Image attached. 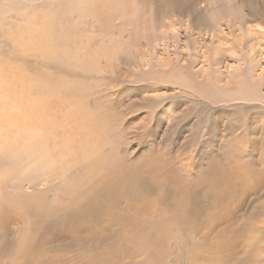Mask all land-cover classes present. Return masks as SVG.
Returning <instances> with one entry per match:
<instances>
[{"label": "rangeland", "instance_id": "obj_1", "mask_svg": "<svg viewBox=\"0 0 264 264\" xmlns=\"http://www.w3.org/2000/svg\"><path fill=\"white\" fill-rule=\"evenodd\" d=\"M250 8L261 17L248 18ZM263 12L264 0H0V111L10 124H0V199L8 194L5 206L12 214L7 224L0 225V258L22 256L19 264H48L44 261L48 258L33 261L20 250L33 241L31 236L38 240L51 235L56 236L53 248L58 261L63 259L61 264L67 258L73 263L71 258L78 253L92 255L95 264H211V259L214 264H250L258 259L254 264H263L264 246L259 240L264 245V213L247 214L264 196L253 195L257 197L247 198L248 207L244 206L248 229L257 237L262 231L252 243L248 238L255 236L249 230L244 236L246 231L239 227L238 237L244 240L239 243L237 238L236 245L250 247L249 255L239 251L248 262L227 250L228 237L219 241L209 236L207 245L200 234L208 222L184 221L171 207L179 202L180 190L165 185V191L162 182L146 189L151 205L140 214L150 217L151 211L157 212L155 217L163 226L152 227L153 232L143 230L149 229L148 221L137 233L130 232V240L123 237L122 228L110 232L106 228L112 227L107 225L114 224L101 219L103 214L96 216L97 209H87L96 206L94 201L80 202L76 208L81 211L74 209L78 217L60 223L61 211L68 209L72 199L78 200L80 186L94 175L90 167L95 161L101 167L102 157L112 151L108 137L118 140L120 135L116 153L132 162L155 157L156 174H162L159 179L171 178L175 170L179 181L210 168L225 175L234 167L243 168L238 170L242 175H264ZM18 118L30 125H15ZM235 134L250 139L249 149L256 153L251 162L249 156L237 157L238 151L248 149L242 139L232 147L223 141ZM6 140L12 146L4 151ZM229 146L233 152L237 148L235 156L226 154ZM228 160L238 164L230 161L236 165L232 166ZM99 170L100 176L109 172ZM197 188L205 191L206 184ZM198 199L210 209L211 198L199 195ZM235 202L229 207L234 208ZM222 203L211 211L219 216L222 206L228 205ZM27 205L47 219L56 212L40 233L39 221L35 224L30 215H23ZM191 225L201 230L194 231ZM103 226L110 234L103 236L105 231H99ZM74 232L89 237L92 233L106 242L110 235L113 241L100 243V252L92 251L82 241L70 239ZM65 236L66 240L59 239ZM119 238L121 245L115 243ZM38 248L44 247L39 244L32 252Z\"/></svg>", "mask_w": 264, "mask_h": 264}, {"label": "bare ground", "instance_id": "obj_2", "mask_svg": "<svg viewBox=\"0 0 264 264\" xmlns=\"http://www.w3.org/2000/svg\"><path fill=\"white\" fill-rule=\"evenodd\" d=\"M120 3H122V2H120ZM253 9H254V7H253ZM247 12H248L247 16L250 19H256L258 17H261V16H257V13H258L257 11L255 13H253L254 10L252 11L251 8ZM13 101H15V100H13ZM15 104H17V103H15ZM15 104L14 105L12 104V105L15 106ZM26 106H28V105H26ZM0 108H3L2 104H0ZM16 109L18 110V108H16ZM45 109H46V107H45ZM45 109H42V112L45 113L46 112ZM32 112H34V111H32ZM21 114H23V113H21ZM30 115L31 114L28 113L29 119H30ZM7 117H11V116H7ZM0 120H1V122H0L1 125L10 126V124H8L7 120L5 119L4 113L1 112V111H0ZM101 120H102L103 123L106 122V118L105 117H103ZM27 122L28 121H25L22 118H18V120L15 121V125H18V126L19 125H23V127H24V125L25 126H29L30 122L29 123H27ZM36 123H38V122L36 121ZM36 123H35V125H36ZM38 125H40V124L38 123ZM51 128H53V127L51 126ZM117 128H118V126L114 127L113 129H117ZM27 129H28V127H27ZM212 129H214V128H212ZM230 130H232V129H230ZM36 131L38 132V134L40 133V131H38V130H36ZM105 131H106V128H105ZM214 133H215V130L211 131V134H214ZM232 133H234V132L232 131ZM4 134H6V133H4ZM226 136H227V134H226ZM229 136H230L229 139H228V137H226L227 139H223V141L225 143L228 142V144L231 145V147H232V144L236 140L242 139L244 146L248 147V149L240 150L241 152L238 151L239 153H238L237 157H239V159H241L240 157L245 158L246 156H249V158H250L249 162H251L252 157L255 156L254 154H256V153L255 152H251V148L249 149L250 139L244 137L243 134H235V137H233V135L232 136L229 135ZM119 138H120V135L118 136V140L117 139L114 140V139L108 137V139H109L108 143H110V147H111L112 151L110 150L111 152L109 154L104 155L102 157V160L100 161L101 162V167L98 165V162H96V161H95V163H93V166L90 167V169H92L91 172L94 175H88V180L91 179L93 181H91V182L89 181L88 182V180H87V182L85 184H82L80 186L81 194H79V191H78V193H76L77 195L79 194L78 196L76 195L78 200L77 199H72L68 209H66L65 211H61V213H60L61 217H60V215L56 216V217H60V223L67 222L69 220L73 221V220H75L78 217L77 214L74 213V211H75L74 209L76 208L77 205L80 206V204H79L80 202H87V204L91 205L92 201H94L96 203V206H88L87 209H97L96 211H98V212L95 213L96 216H98L97 214H103V215L100 216L101 219H104L105 222L109 221L108 223L114 224L113 226H109L110 224L107 225V227H112V228H106L105 226H103L102 229H99V231L100 230L103 231L104 230L103 228H106L107 230L109 229V231L111 232V230H113V228L115 227L114 230L116 229V232H117L120 228H122L123 237H127L128 236V238L130 240L131 239L130 236H132V234L130 232H132V231L136 232L137 230L141 229L143 227L142 225L146 221H148L147 226L149 225L150 227H149L148 230L145 227L143 229L144 231H151L152 227L159 229L160 226H163V225L162 224L160 225L159 224L160 220L157 219V217H155V216H158V214H155V213H157V212H155V210H153L155 215L151 211L150 214H152V215L150 217H148L146 215L147 213L146 214H142L141 216H140V214L142 212L145 213L144 211L147 209L148 206L151 205V203H149L147 201L149 198L146 196V194H148V193H146V189H149V188H151L153 186L155 187L156 185H158V184H155V183L160 182V184H161V182H162V187H163V189L165 191H167L165 189V185L168 186V189H169V186L170 187L171 186H175L178 190H180L179 191V195H180L179 202H174L173 205H171V207L180 213V215H181V217L183 218L184 221H188V222H190V224H192L193 219L200 218L201 223H205L206 224L208 222V225L207 226H203V228H202V229H205V231L200 234L202 236V239L205 240L206 244L208 243L207 241L209 240V236H211V238H213V240L216 239V240H219V241H221L220 239L223 238V237H228L227 239L229 240V242H228V246H227L228 249L227 250L231 254L238 253L239 257H241L242 260H245L246 262H248L246 260L247 258H245L244 255H249L250 254V250H251L250 247H249L250 245L247 244V245H249L248 246L249 248L244 249L245 248L244 245H246V244H244L242 246L239 243L244 240V236H247L249 233H251L252 235L254 234L248 229V228H250L249 227L250 223L247 220L248 219L247 215H250L252 217H256L255 215L258 212L264 213V204H259L258 205V203H257L258 201L264 203V200L263 199L256 200L255 203L253 204V206L249 204L252 207L250 208V212L247 215L245 214L244 206L247 205V207H248V204H247L248 203V201H247L248 199L247 198H249L250 201H251V197L253 195L254 196L255 195H259L260 197L264 196V175H242L243 173H239L238 170L241 171L243 168L237 170V168H235V167L231 168L230 170L227 169L229 171V172L227 171V174H230V175L225 174L226 171H224V169H222V170L225 172V173L223 172L225 175H220V173H219L220 170H218V168L217 169H213V168L209 167L210 170H208L206 173H200L199 175H190V174L189 175H184L180 179V181L178 179V172L176 170L172 171L174 175H171L172 176L171 178L159 179V177L157 175L161 176L162 174H156L155 157H151L150 159H148L146 157H140L138 159L136 158L135 162H132L131 159H129L130 158L129 156L128 157H126L125 155L120 156V155H118L116 153L115 144L121 143V141H119ZM6 141H7V144H8V140H6ZM2 144H3L2 145V149H4V151H7V149L9 148L8 146H12V145H9V144L8 145L5 144V141ZM235 144H237V143H235ZM239 144H240V142H239ZM28 145H30V143H28ZM237 145H235V146H237ZM235 149H237V148H235ZM235 149H234V152H235ZM229 152H232L231 154H233V155L235 154L233 152V149L230 148V146H229L228 152H226V154L229 153ZM28 153H30V152H28ZM231 154L230 155L227 154V155L232 156ZM229 156H228V159L230 158ZM110 159H112V160H110ZM234 160H233L234 163H232V160H228L229 164H231V163L232 164H238ZM230 161H231V163H230ZM248 165H250V164H247V166ZM232 166H236V165H232ZM238 166H240V165H238ZM245 166H244V169H245ZM226 167L228 168L229 166H226ZM99 169H102V170L103 169H108L109 172H108V174L106 173V174L100 176V175L96 174L97 171H100ZM189 173H191V172H189ZM89 176H90V178H89ZM155 179H158V181L155 180ZM203 184H206V190L202 191V192H199L198 188L196 189V186H200V185H203ZM191 187H195L194 192H189ZM158 189L159 188H157V190ZM210 189H212V191ZM164 190L162 191L163 193L165 192ZM202 190H204V188H202ZM213 190L216 191V193H214ZM170 192L171 191H169V193ZM150 194H154V193L152 192ZM199 195L204 196L206 198L207 197L211 198L210 203H209L211 205L210 209H208L209 208L208 206H204V204H201L199 202V199H198ZM254 196H253L252 199L257 197V196L256 197H254ZM6 197H8L7 193L2 197V199H4V200L0 199V225L1 226H4L5 223L7 224L9 222L8 220L12 219V214H10V212H9L10 211V207H8V205L5 206V202L8 204V199ZM166 198H167V195H166ZM176 200H174V201H176ZM223 200L226 201L228 203V205H223L222 206L224 208V212L223 213H219V216H218V214L212 212L211 209L213 207H216L217 204L221 203V205H222L223 204L222 203ZM168 201H170V200H168ZM205 201H207V199ZM233 201H236V202L233 205L234 208L233 207L231 208V207H229V203H232ZM156 204H159V203H156ZM164 205H166V204H164ZM260 205H261V207H259ZM167 206H168V204H167ZM121 207H124L126 210H124V208L122 209ZM35 209L30 207L29 205H27L23 215H30V217L33 219L35 224H36L37 221H39V224L37 225L36 230H37V233H40L43 230V228H45V224H48L50 221L53 220L52 218L55 216L56 212L54 214L49 215V218L47 219V218H45L43 216L42 213L37 212L36 211L37 209L36 210ZM76 210H78V208H76ZM78 211H81V210H78ZM161 211H163V209H161ZM75 212H77V211H75ZM84 212H86V211H84ZM167 213H169V211H167ZM83 216H84V214H83ZM161 217H163V216H161ZM161 217H160V219H161ZM90 218H91V216H90ZM86 219L87 218H85V220ZM86 221H84V222L87 223ZM98 221H99V219H98ZM262 222L264 224V221H262ZM258 223H259V221H258ZM254 225H256V224H254ZM191 226H192V228H194V225H191ZM196 227H198V231H197ZM196 227L194 228V231L199 232L201 230V226L197 225ZM239 227L241 228V230L243 232L246 231L245 235L242 236L243 240H241V241H240L241 237H238L239 232H241L239 230ZM258 227L256 229H259ZM247 230H249L250 232L248 231L249 232L248 233ZM260 230H262V228H260ZM151 232H153V231H151ZM104 233H106V231L103 232V236H104ZM129 233H130V235H129ZM214 233H215V236H213ZM229 233H230V236H229ZM257 233H258V231H257ZM73 234H75V235L70 236L71 237L70 239H72L74 241H82L85 245L90 246L92 248V251L100 250L102 248L100 246L102 244H100V243H102V242L109 243V245H110L112 243V241H113V237L110 236V235L108 236V238H106L107 237L106 234L108 235L110 233H106L105 234V238L107 239V242L103 238L97 237V235H93L92 233H89V235L93 236V237L85 236L87 233H83V232H74ZM145 234H148V233L146 232ZM251 234H250V236H251ZM134 235H136V234H134ZM240 235H242V234H240ZM260 235H262V231L260 232L258 237H257V235H253V236H255V238L250 237L248 239H251V241L253 240L252 243H254L257 240H259V236ZM142 236H144V235H142ZM31 237H32L31 240H33V241H30L28 247H24L22 249L23 251L20 250V252H22V255L24 257L27 256V258H28V256H29L30 259L33 260V261H36L38 258H41V260L44 259V258H48L47 260L44 259V261H46V263H48V264H61L60 261L63 260V259L58 261V257L60 258V256L56 254L57 252H55L54 251L55 249L53 248L54 243H55L54 239L56 238V236H51V235H49V237L48 236H40V238L38 240H36L34 238L36 236H31ZM119 237L121 238V236H119ZM67 238L68 237L65 236V237H62V238H59V239L60 240H66ZM120 238L117 239L115 241V243H117V241H119L118 243H119V245H121L120 243H122L123 240L121 241ZM161 238H163V237H161ZM237 238L239 240L238 244L240 246H242V247H240L239 245H236V239ZM123 239L127 240V238H123ZM155 239L156 238H154V240ZM133 240H135V238H133ZM199 240H201V239H199ZM34 241H38V242H34ZM141 241H143V240H141ZM251 241L247 242V240H246V243H251ZM262 241L259 240V242H261V243H262ZM126 242L127 241H125L124 243H126ZM129 242H131V241H128V244L127 243L126 244L129 245L130 244ZM144 242H146V244L148 245L147 241H144ZM243 243H245V241L242 242V244ZM261 243L259 245L261 247L264 246ZM39 244H41V246L44 247L43 248L44 250L43 249L41 250L40 248H38L37 252H34V251L32 252V250H35V248ZM116 245L117 244H115V246ZM207 245H209V244H207ZM131 246L134 247L133 243L131 244ZM46 247L50 251H47ZM107 247L109 248V246H107ZM122 247H124V246H120L119 248H122ZM175 247H176V245H175ZM252 249L254 250V248H252ZM108 250H110V248ZM108 250H105V252H107ZM115 250H117V249H115ZM121 250H123V249H121ZM134 251H136V250H134ZM239 251H241L244 255L241 254ZM98 252H100V251H98ZM123 252H125V251L123 250ZM132 252H131V254H134L135 258H136L137 257V253L135 254V253H132ZM220 252H223V249H221ZM256 252L258 253V252H263V251H256ZM31 253H33V255H31ZM34 253H36V254H34ZM96 253H93V254H96ZM131 254H129V255H131ZM10 255H12V254H10ZM126 255H127V253H126ZM129 255H127V256H129ZM260 255H258V256H260ZM75 256H76V258H71V259H75V260L77 259V260H80V261H75V260L73 261L72 260L73 263H71V260L69 258H67V263L66 264H95V262H93L94 259H93L92 255L89 256L87 253L85 255L78 253ZM110 256H112V255H110ZM113 256L116 257V254L115 255L113 254ZM12 257L4 256L3 258H0L1 259L0 260V264H19L18 262H20L23 259L22 256H21L22 258L18 256L17 259H15L14 257L12 258ZM95 257H97V255ZM252 257H250L249 259H251ZM118 258H122V257H118ZM129 258H130V256H129ZM131 258H133V257H131ZM262 258L264 259V255H262ZM262 258H260V259H262ZM263 259L261 261H264ZM213 260H215V259H211L212 263L214 264ZM233 260H235V259H233ZM207 261H210V260H207ZM255 261L256 260H252L251 263L250 262L249 263L252 264V262H253V264H254V263H259L260 262L259 259L257 260V262H255ZM61 262H63V261H61ZM21 264H23V263H21ZM29 264H32V263H29ZM205 264H208V263H205ZM215 264H217V263L215 262ZM221 264H223V263H221Z\"/></svg>", "mask_w": 264, "mask_h": 264}]
</instances>
